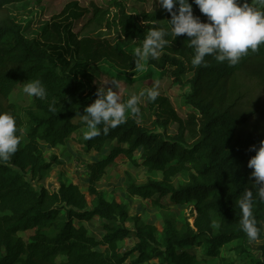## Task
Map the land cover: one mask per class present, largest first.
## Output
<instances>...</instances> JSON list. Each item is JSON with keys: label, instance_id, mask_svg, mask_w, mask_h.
<instances>
[{"label": "trees", "instance_id": "obj_1", "mask_svg": "<svg viewBox=\"0 0 264 264\" xmlns=\"http://www.w3.org/2000/svg\"><path fill=\"white\" fill-rule=\"evenodd\" d=\"M18 1L23 0H0V111L16 117L20 136L18 151L0 163V264H143L152 259L155 264H232L222 255L231 242L235 253L245 254L243 264H264V241L258 255L247 250L237 205L244 191H257L247 164L255 155L250 146L264 140V44L235 66L206 56V64L197 67L191 64L195 50L186 35L168 36L161 55L146 59L158 71L150 83L160 92L155 101L141 97L139 102L151 115L152 128L128 116L107 134L101 124L100 135L78 141L85 153L102 155L87 164V193L93 196L89 205L76 183L59 179L52 191L32 184L44 179L56 162V157L44 158L41 142L62 145L87 127L81 114L96 99L99 86L113 85L120 102L126 103L136 93L123 73L138 67L134 49L122 51L107 39L79 35L115 7L121 35L138 47L149 28L170 29L171 15L156 0H34L43 7L44 22L69 5L79 10L67 26L73 39L64 53H54L27 38L22 24L11 17L7 4ZM48 6L52 12L45 14ZM162 13L163 22L158 19ZM193 13L206 21L194 3ZM34 79L43 82L48 96L31 98L22 106L23 83ZM53 102L55 112L49 110ZM121 154L132 166L161 174L138 183L125 172L130 195L149 199L162 211L191 203L196 211L193 224L184 220L178 227L173 214H164L159 231L140 215H129L124 203L107 199L96 183ZM182 172L186 179L174 184L172 179ZM253 214L262 232L264 203L258 201ZM94 217L101 220L100 237L74 224ZM129 220L132 227L125 226ZM28 231L26 238L20 235ZM129 238L136 242L121 251L120 243Z\"/></svg>", "mask_w": 264, "mask_h": 264}, {"label": "clouds", "instance_id": "obj_2", "mask_svg": "<svg viewBox=\"0 0 264 264\" xmlns=\"http://www.w3.org/2000/svg\"><path fill=\"white\" fill-rule=\"evenodd\" d=\"M159 6L171 15L170 29L151 27L147 30L141 46L134 49L136 67H143L141 61L158 58L169 44L168 36L186 35L194 48L191 59L193 66L206 64L205 57L213 56L217 62L237 65L241 58L258 50L264 44V0H156ZM193 3L206 16L202 21L193 13ZM23 93L27 98L46 99L48 90L40 79L23 83ZM112 87H98L96 99L86 106L81 119L87 125L85 139L101 134L99 125L103 124V133L110 128L125 123L128 115L139 117L141 97L155 101L160 95L156 86L133 94L126 103L120 102V96ZM49 110L55 112V102L49 104ZM17 119L7 111H0V163L8 162L18 151L20 136ZM255 155L248 160L252 169V186L257 190H246L237 201L241 218L239 227L250 241H258L261 227L253 214V207L259 201L264 203V140L259 146H250ZM214 227H219L214 223Z\"/></svg>", "mask_w": 264, "mask_h": 264}, {"label": "rangeland", "instance_id": "obj_3", "mask_svg": "<svg viewBox=\"0 0 264 264\" xmlns=\"http://www.w3.org/2000/svg\"><path fill=\"white\" fill-rule=\"evenodd\" d=\"M11 17L18 23H21L23 34L27 38H34L38 43L48 48L54 53H64L65 47L71 42L73 36L68 34L67 26L72 17L79 12L75 5H69L64 12L54 18L50 22H44L41 18L43 7L39 6L34 0H23L7 4ZM52 9L48 6L45 14H50ZM117 8L110 7L107 12L98 16L96 20L89 26L84 28L79 36H92L107 39L112 45L119 50H132L135 49L134 40H129L121 35L119 26L117 24ZM159 21L165 20L164 13L158 17ZM143 67H138L135 71L123 73L126 79H131L133 82L134 91L139 94L141 90L153 87L154 84L150 81L158 75V71L149 66L146 60L141 61ZM109 69L108 67H104ZM111 71V70H110ZM112 74L115 72L111 71ZM175 92H180L181 89L175 88ZM31 98H27L23 93L20 104L28 106ZM128 116H131L130 114ZM137 121L147 127L152 128V117L147 109L141 110V115ZM87 127L81 128L72 133L69 140L62 145L51 147L48 144L41 142L43 156L46 160L51 157H56V162L52 164L51 170L44 179L37 181L33 180L32 184L35 187L43 185L48 190H56L58 187L59 179L67 182L78 184L80 189L85 193L89 205L93 203V196L87 193L89 172L87 164L93 158H101L102 155L96 154L94 151L85 153L82 145L78 142L79 139L84 138V132ZM113 144H109L107 149H110ZM140 151L135 153L138 157ZM125 172L132 175L133 179L141 183L147 177L160 178L161 174L158 172H149L145 167H134L130 161L124 156L119 155L113 167L96 183L98 189L103 191L107 199L114 198L116 201L124 203L128 207L129 215H140L141 219L145 222L154 224L160 231L162 228V217L164 214H173L175 216V224L179 227L184 220L193 224L196 211L191 203L174 204L162 211L158 207L151 205L149 199H142L138 196L130 195L126 190ZM187 177L186 172L176 175L172 181L174 184L181 183ZM88 232L92 235L100 237L102 235L101 220L98 218L92 219L85 224ZM126 227H132V221L129 220L125 223ZM28 232H21L20 235L25 238ZM264 241V229L259 235L258 241H250L246 245L247 250L254 255L259 254V246ZM136 242L135 238L125 239L120 243V250L126 251L130 249ZM235 242L226 244L222 248V255L227 257L232 264H242L246 261L245 254L235 253L231 247ZM134 255L129 257V260L134 259ZM143 264H155L154 262L147 261ZM209 264V263H208Z\"/></svg>", "mask_w": 264, "mask_h": 264}, {"label": "crops", "instance_id": "obj_4", "mask_svg": "<svg viewBox=\"0 0 264 264\" xmlns=\"http://www.w3.org/2000/svg\"><path fill=\"white\" fill-rule=\"evenodd\" d=\"M95 218H98V217H94L93 219H95ZM99 219V218H98ZM90 221V220H89ZM85 222H88V221H74V224L76 225V226H79V225H84L85 224ZM85 227H86V225H84ZM87 228V227H86ZM225 247V246H224ZM223 247V248H224ZM192 251H194L193 249H192ZM152 262H154V263H156L157 262V260L156 259H152L151 260ZM201 264H207V263H201ZM243 264V263H242Z\"/></svg>", "mask_w": 264, "mask_h": 264}, {"label": "built area", "instance_id": "obj_5", "mask_svg": "<svg viewBox=\"0 0 264 264\" xmlns=\"http://www.w3.org/2000/svg\"><path fill=\"white\" fill-rule=\"evenodd\" d=\"M121 264H129L127 261H125V262H123V263H121Z\"/></svg>", "mask_w": 264, "mask_h": 264}]
</instances>
